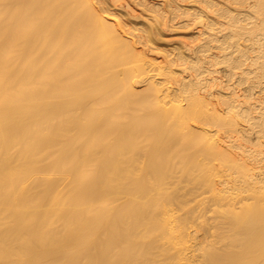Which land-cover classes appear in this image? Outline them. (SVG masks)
<instances>
[{"label": "bare ground", "instance_id": "6f19581e", "mask_svg": "<svg viewBox=\"0 0 264 264\" xmlns=\"http://www.w3.org/2000/svg\"><path fill=\"white\" fill-rule=\"evenodd\" d=\"M179 1L0 0V264H264L253 207L226 209L219 254L156 182L196 159L192 135L206 161L221 130L264 132V0ZM175 17L199 25L193 58L147 55Z\"/></svg>", "mask_w": 264, "mask_h": 264}, {"label": "rangeland", "instance_id": "374dc122", "mask_svg": "<svg viewBox=\"0 0 264 264\" xmlns=\"http://www.w3.org/2000/svg\"><path fill=\"white\" fill-rule=\"evenodd\" d=\"M132 1L134 2V0ZM186 1V3L184 1H179V3L181 2L183 7L190 6L191 1ZM195 3L192 4L196 7L198 2L196 5ZM137 7H135L137 11H142L140 9L143 8ZM166 8L169 9V7ZM146 10L141 12L142 15L138 19L135 18L143 26H148L152 16H154L153 14H155L150 10ZM173 19L170 18L165 26L164 24L159 25V29L161 27L162 30L158 29L153 33L150 42L152 45L149 44L152 50L149 47L146 48L147 55L160 58L169 54V58L173 55L172 51H174L189 56L187 54L188 46L194 47L197 42L199 43V38L196 37V30H198L199 25L182 24L184 18L181 19L180 17ZM149 50L153 53H150ZM188 56L189 59L192 57ZM218 65V75L220 74L221 79H227L228 77L225 75L227 72L223 73L224 67ZM179 70L181 69L174 68L175 73L178 75L184 74L182 70V72ZM181 75L178 77H181ZM228 83H234V79L229 80ZM246 83L243 81L241 84H234L237 93L244 94L242 98L249 97L246 96L248 94L245 90L248 85ZM219 87L220 85H218L216 91L221 90L222 92V88L219 90ZM248 101L256 102V109L264 108V98H262L260 92H253L252 98ZM218 106L221 107L220 104ZM220 132L217 138L226 145V150L222 151L223 153H215L211 158L204 161L197 150L198 144H201L203 134L192 135L187 140L189 147L188 149L186 147L185 151L195 152L196 159H191L189 164L182 168H167L166 173L160 175L156 180V182L160 181L165 184L167 188L165 199L169 207L174 209L175 218L183 222L185 228L198 243L201 241V244H205L211 242L212 239V242H215L216 245V252L219 254L226 246L227 243L225 242L229 241L230 237L236 236L234 229H228L229 220L226 209L235 210L239 213L243 209L253 207L256 214L249 211L247 215H256L260 218V221H264V132L258 133L257 128L256 130L247 131L239 129L238 132H234L232 135L228 134L229 132L226 133L224 129ZM231 154L238 160V163H234ZM167 158L173 160L174 156L167 153ZM202 161L204 162L201 163ZM254 179L258 181L254 182ZM213 189L216 191L215 196L212 193ZM220 196L229 199L222 200L219 199ZM258 242L260 241H255L252 245ZM195 252H199V250ZM258 258H260V255ZM258 258L253 256L250 257L252 261L246 260V262L252 263Z\"/></svg>", "mask_w": 264, "mask_h": 264}]
</instances>
